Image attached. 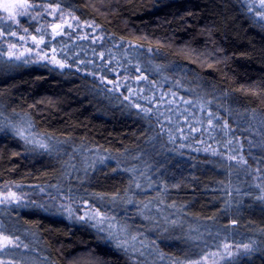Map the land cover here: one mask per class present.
I'll return each instance as SVG.
<instances>
[{"label":"trees","instance_id":"1","mask_svg":"<svg viewBox=\"0 0 264 264\" xmlns=\"http://www.w3.org/2000/svg\"><path fill=\"white\" fill-rule=\"evenodd\" d=\"M65 5L77 18L95 21L113 37L151 49L157 66L154 73L160 72L164 80L191 92V97L183 100L166 91V86L152 89L154 98L166 100L162 105H148L152 111L174 114L168 108L176 100L179 108L174 110L185 113L192 109L187 123L177 122L179 115L174 114L173 129L183 130L189 137L203 132L210 143L224 134V127L238 133L240 129L243 134L235 135L234 140L240 141L243 150L248 135L259 140L257 132H264L257 128V123L264 122V25L254 19L243 0H66ZM94 91L103 92L88 75L78 72L33 65L0 74L3 109L8 119L19 122L9 119L17 129L27 127L32 135L40 133L55 141L129 156L139 154L149 140L160 148V136L143 115L98 101ZM169 96L176 100L170 103ZM169 131H165L168 137ZM263 137L264 133V142ZM22 145L12 132L0 133V188L54 184L61 173V161L54 156L26 155ZM165 152L169 157L160 158L163 162L156 161L153 169L143 166L151 172L154 186L187 203L197 217L209 222L218 219L223 214L217 200L223 183L220 167L194 153L181 157ZM257 156L264 160V149ZM180 170L185 173L179 174ZM126 179L102 170L94 177V191L118 194ZM255 215V230L261 235L253 251L245 255L249 257H242L237 264H264V216L260 217L264 213ZM20 217L26 229L37 233L38 249L47 264H134L93 230L61 216L36 211Z\"/></svg>","mask_w":264,"mask_h":264},{"label":"rangeland","instance_id":"2","mask_svg":"<svg viewBox=\"0 0 264 264\" xmlns=\"http://www.w3.org/2000/svg\"><path fill=\"white\" fill-rule=\"evenodd\" d=\"M65 1L30 0L31 3L39 5L31 12L37 18L18 17L19 25L0 19V30L4 32L0 36V74H13L21 67L35 65L57 72L72 71L88 75L103 91L92 93L96 100L112 102L134 115H143L150 128L156 130L160 136L161 141H158L162 145L157 149L153 144L154 140H149L139 154L133 153L129 156L107 152L92 145L55 141L40 133L32 135L24 127V135L33 140V143H26L16 134L17 128L12 126L9 119L15 124L19 122L8 119L5 115L0 97V133L7 131L17 135L26 155L54 156L61 161L60 176L50 186L11 185L0 188V199L8 193H15L20 198L19 202L13 200L0 203L2 232L18 245L0 247V264H47L44 254L38 249L37 233L29 231L20 223V216L24 212L36 211L61 216L70 223L93 230L104 243L123 252L134 264H194L206 252L219 253L207 264H237L242 257L247 259L249 256L245 255L253 251L257 237L261 235L255 230V214L264 213V160L257 156L264 149V132H257L259 140L249 139L250 135L246 134L248 136L245 139L249 141L243 150L240 141L234 140L235 135L243 134L240 129L238 133L230 127H224V134L221 132L216 136L214 143H210L208 138L204 139L203 132H195L189 137L186 132L182 134L183 130L179 132V129H173L171 122L177 118L174 114L179 115L177 122L187 123L193 112L192 109L185 113H181V109L176 110L179 105L177 106L174 97L187 100L191 97L188 94L191 92L179 89L178 84H172L170 79L164 80L160 72H157L159 79L155 80L154 76H158L154 73L157 66L146 46L117 39L106 33L95 21L80 20L65 5ZM243 2L254 19L264 25V18L260 15L264 9L260 7V0ZM57 6L55 16L50 15L51 10ZM61 15L66 21L64 34L52 39L51 25L60 23ZM5 16V13L0 12V18ZM73 17L77 19L73 20ZM68 23L73 27L68 28ZM11 32L16 35H11ZM33 36L36 41L32 39ZM41 37L45 43H38ZM52 48L56 49V59L66 63L68 67L60 68L44 58L45 52L49 57L52 56ZM137 67L139 72L136 71ZM141 74L147 80H137ZM101 77L105 78L104 82H101ZM116 84H119L118 90L115 88ZM159 86H166V91L176 95L172 98L169 96L168 99L170 103L172 99L176 100L173 101L175 105H169L168 108L174 114L160 115L161 112L153 110L145 115L129 100L124 99L131 90L134 93L131 101L143 108H149L148 105H162L166 100L162 102L163 97L154 98L152 94V89ZM149 91L151 93L148 94ZM166 91L163 94H167ZM175 106L177 107L174 110ZM183 109H187V106ZM257 128L263 129L264 122L257 123ZM167 130H170L169 137L174 139L170 140L168 133H165ZM39 143L47 144L48 150L39 147ZM165 151L174 152L181 157L194 153V156L206 157L207 163L220 167L223 183L221 188L218 187L217 200L223 214H219L218 219L209 222L208 219L197 217L187 203L173 198L168 190L154 186L149 170L153 169L156 161L169 157ZM144 152L146 154L142 156ZM203 169H200L202 174ZM102 170H106L109 175L114 173L127 178L120 193L104 195L94 191V177ZM184 173L179 171V174ZM129 200L132 203H128ZM93 206L109 216H114L119 225L126 226L127 231L121 235V239H127L134 247H128L127 251L116 248L114 242L110 243L102 238L106 233L98 231L94 220L79 219L86 213L93 212ZM245 212L249 214L246 215ZM224 214H227L226 219ZM132 236L137 238L136 241H131ZM225 243L231 245V257H227L222 246ZM244 245H248L251 251L245 252ZM221 256L225 258L221 259Z\"/></svg>","mask_w":264,"mask_h":264},{"label":"snow or ice","instance_id":"3","mask_svg":"<svg viewBox=\"0 0 264 264\" xmlns=\"http://www.w3.org/2000/svg\"><path fill=\"white\" fill-rule=\"evenodd\" d=\"M38 7L39 5L31 3L30 0H0V12H3L6 14L5 17L0 18V19H6L8 21H11V23L13 24L19 25L20 21L18 17L30 16L31 19H36L37 17L34 15H31V12L34 8H38ZM260 7L264 9V0H260ZM57 11H58V6L57 8H53L49 14L55 16ZM260 15H261V18H264V12H261ZM59 19L61 21L60 23H54L51 25L52 39H55L56 36H60L64 34V26H65L66 21H64L63 15H61ZM76 19H77L76 17H73V20H76ZM67 27L72 28L73 25L71 23H68ZM89 27H91V25H89ZM24 31H27V29H24ZM37 31H40V29H37ZM2 35H4V32L0 30V36ZM11 35L14 36L16 35V33L11 32ZM32 39L36 41L35 36H33ZM38 43H45V41L43 40V37H41ZM48 43H51V41H48ZM149 51H151V49H149ZM51 52H52L51 57H49L48 53L45 52L44 58L49 59L50 62H54L60 68L69 66L66 63L56 59L57 53H56L55 48H52ZM101 59H103L102 53H101ZM136 71L137 72L140 71L139 67L136 68ZM100 79H101V82H104L105 78L101 77ZM136 79L137 80H147V77L141 74ZM108 83H113V82L108 81ZM115 88L118 90L119 84H116ZM132 95H134V93L131 90H129V94L125 96L124 99L129 100L134 107L144 112L145 115H148L149 113H151L152 110L150 108H143L141 105L136 104L135 102L131 101ZM185 103H191V101H185ZM209 123L211 124V120L209 121ZM24 132L25 130L22 128L16 129V134L21 139H23L26 143H33V140L29 139L28 136H25ZM169 138L170 140L174 139L171 136ZM39 147L44 148L45 150H48L47 144L39 143ZM205 151H207V149H205ZM213 154H216V153L214 152ZM241 159L243 158L241 157ZM137 187H139V185H137ZM19 199L20 198L17 197L15 193H8L4 196L3 199H0V203L12 202L13 200H15L16 202H19ZM128 203H132V201L129 200ZM93 208H94L93 212L86 213L85 216H81L79 217V219L94 220L95 221L94 226L98 227V231L101 233H106V235L102 238L110 243L114 242L116 248L124 249L125 251H127L128 247H134V245L129 244V241L127 239H121V235L127 231L126 226L119 225L118 222H115L114 216H109L107 215V213L101 212L100 208H96L95 206H93ZM69 215L70 216L72 215L71 209H69ZM105 224H106V227L104 226ZM136 239L137 238L135 236L131 237V241H136ZM9 245L18 246L13 240L10 239L9 236L3 234L2 226H0V247L6 248ZM222 246L225 249V252L227 253V257H231L233 255L231 251V245L225 243ZM243 247H244L245 252L251 251L248 245H244ZM217 255H219L218 252L203 253L200 257V260L195 261L194 264H207L209 260H212ZM224 258H225L224 256H221V259H224Z\"/></svg>","mask_w":264,"mask_h":264}]
</instances>
